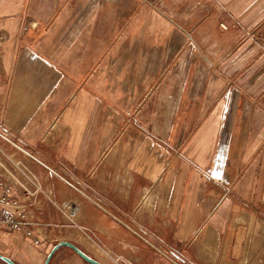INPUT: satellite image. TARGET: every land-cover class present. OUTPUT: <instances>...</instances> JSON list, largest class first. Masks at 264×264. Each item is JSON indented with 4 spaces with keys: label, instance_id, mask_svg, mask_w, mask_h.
Listing matches in <instances>:
<instances>
[{
    "label": "crops",
    "instance_id": "obj_1",
    "mask_svg": "<svg viewBox=\"0 0 264 264\" xmlns=\"http://www.w3.org/2000/svg\"><path fill=\"white\" fill-rule=\"evenodd\" d=\"M262 39L264 0H0V174L41 188L0 253L264 264Z\"/></svg>",
    "mask_w": 264,
    "mask_h": 264
},
{
    "label": "built area",
    "instance_id": "obj_2",
    "mask_svg": "<svg viewBox=\"0 0 264 264\" xmlns=\"http://www.w3.org/2000/svg\"><path fill=\"white\" fill-rule=\"evenodd\" d=\"M264 42V39H262ZM52 174L55 171L51 168L49 170ZM41 191L39 186H36L35 190H30L26 187L16 191L15 188L7 183V181L0 174V209L5 208L7 214L2 217L0 214V224L13 230L25 233V235L32 238L35 244H40L41 239L36 236H32V231L25 230L24 221L27 218L25 204H21L19 197L24 199L25 202L32 203L36 194ZM60 213L64 215L70 222L76 223L82 212L83 202L77 198H69L57 205Z\"/></svg>",
    "mask_w": 264,
    "mask_h": 264
},
{
    "label": "rangeland",
    "instance_id": "obj_3",
    "mask_svg": "<svg viewBox=\"0 0 264 264\" xmlns=\"http://www.w3.org/2000/svg\"><path fill=\"white\" fill-rule=\"evenodd\" d=\"M69 199V198H68ZM67 200V199H66ZM59 204H61V203H59ZM146 204V203H145ZM60 212V211H59ZM60 215H61V219H62V217H63V215L60 213ZM81 216V215H80ZM67 222L66 223H68V224H66V227H69V228H77V225L79 224V221H80V217H79V220H78V222H76V223H73V222H70L66 217L64 218ZM63 230H65V228H62V231L60 232L61 234L59 235V239L60 240H65V238L64 237H66V235H67V233L65 232V231H63ZM260 238V236L259 235H255V239H259ZM57 241V240H56ZM69 241V240H68ZM59 242V241H58ZM72 242V241H71ZM57 243V242H56ZM75 243V242H74ZM75 244H77V243H75ZM83 251H85L87 254H89V253H91V254H93L94 255V258L97 260V261H99V262H102V263H105V264H130L128 261H123L122 259V261L120 260V259H116V257L115 256H112V255H110L111 257H106V256H104V255H102V254H100L99 253V251L98 250H95V249H89V250H87V249H85L84 247H82L81 245H79V244H77ZM53 248V247H52ZM51 248V249H52ZM97 249L99 248V246L97 245V247H96ZM51 249H50V251H51ZM257 244H255V243H249L248 245H247V248H246V252H245V255L247 254V253H249V254H252L255 258L258 256V254H259V251H257ZM49 251V252H50ZM258 258V257H257ZM155 263V262H154ZM153 263V264H154ZM175 263H180V261L178 260V259H176V258H174L173 259V261L172 260H168V262H166V260H163V261H159L158 262V264H175ZM183 264V263H182ZM249 264V263H248Z\"/></svg>",
    "mask_w": 264,
    "mask_h": 264
},
{
    "label": "water",
    "instance_id": "obj_4",
    "mask_svg": "<svg viewBox=\"0 0 264 264\" xmlns=\"http://www.w3.org/2000/svg\"><path fill=\"white\" fill-rule=\"evenodd\" d=\"M62 247H69L72 250H74L83 260L90 264H105L102 262L97 261L95 258L91 257L89 254H87L85 251H83L77 244L74 242L68 241V240H61L57 242L51 251L47 254V257L45 259L44 264H49L51 259L53 258L54 254ZM0 260L4 261L7 264H17L14 260L11 258L3 255L0 253Z\"/></svg>",
    "mask_w": 264,
    "mask_h": 264
}]
</instances>
